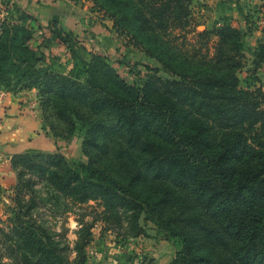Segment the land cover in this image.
Segmentation results:
<instances>
[{"label": "trees", "instance_id": "16d2710c", "mask_svg": "<svg viewBox=\"0 0 264 264\" xmlns=\"http://www.w3.org/2000/svg\"><path fill=\"white\" fill-rule=\"evenodd\" d=\"M87 1L170 77L146 65L151 73L131 83L105 54L82 55L74 32L54 22L62 55L34 45L33 27L0 18V88L37 89L47 125L79 134L88 157L12 156L17 223L0 227V262L87 264L92 228L104 220L133 237L153 223L180 242L169 264H264V30L248 47L250 17L247 29L225 14L197 31L195 0ZM33 177L77 204L100 205L74 247L33 219ZM139 264L160 263L145 255Z\"/></svg>", "mask_w": 264, "mask_h": 264}, {"label": "rangeland", "instance_id": "374dc122", "mask_svg": "<svg viewBox=\"0 0 264 264\" xmlns=\"http://www.w3.org/2000/svg\"><path fill=\"white\" fill-rule=\"evenodd\" d=\"M195 1L193 11L196 20L192 21L190 26L194 25L193 27L197 31L203 30L207 24L211 26L215 19H210V17H213L215 9L220 8L218 13L233 17L235 25L243 29H247L246 16L253 20L252 27H257V29L252 35L245 37L246 46L254 47L253 44H257L256 40L263 35L264 0ZM211 5L212 9H209ZM0 18L26 23L29 27H33L35 29V37L32 41L34 45L42 44L43 46L46 44L48 46L50 44L48 47L52 50L53 55H62L65 46L53 37L50 30V25L54 22V25L62 31L74 32L79 40L82 55L85 56V50L105 54L131 83H140L146 75L151 73L146 65L159 68L160 76L170 77L155 57L147 55L143 50L135 47L129 41V37L114 28L113 21L91 1L0 0ZM189 38L191 42L196 40L193 34H189ZM47 52L50 51L47 50ZM247 53L249 54V52ZM260 72L259 78L264 84V69ZM247 75L246 68L240 72L243 79ZM0 90L14 91V89L3 87ZM42 120V133L49 130L47 133L55 140V149L53 151L34 150L61 152L70 161L86 162L88 160L82 148L83 139L79 134L70 136L67 132L59 130L58 135H55V131L47 125L44 115H42ZM58 126L60 129L64 128L62 124H58ZM3 162V167L0 169L3 171V180L0 178V227H8L17 223L14 210H17L18 207L13 197L17 190L18 169H15L11 162L10 166L6 165L5 160ZM32 179V194L36 203L33 219L45 227L48 232L56 234L57 239L74 247L82 224L98 218L101 211L100 205L94 201L77 204L71 198L52 188L47 182L36 177ZM26 198L29 199L30 195H27ZM145 227L146 235L133 237L114 223L104 220L95 221L92 228L93 240L85 249L89 256L87 264H139L145 255L153 256L160 264H169L180 249V242L176 239L163 238L153 223L149 222ZM7 262L8 259H4L0 264H7Z\"/></svg>", "mask_w": 264, "mask_h": 264}, {"label": "crops", "instance_id": "0c3cea01", "mask_svg": "<svg viewBox=\"0 0 264 264\" xmlns=\"http://www.w3.org/2000/svg\"><path fill=\"white\" fill-rule=\"evenodd\" d=\"M209 9H212V5ZM219 9L214 10L210 19L224 15L218 13ZM38 98L37 89L5 91L0 108V169L3 167V160L10 166L12 156L17 153L32 149H55V140L47 133L49 130L46 128L42 133L43 112ZM0 178L3 180V171H0Z\"/></svg>", "mask_w": 264, "mask_h": 264}, {"label": "built area", "instance_id": "2783aa9c", "mask_svg": "<svg viewBox=\"0 0 264 264\" xmlns=\"http://www.w3.org/2000/svg\"><path fill=\"white\" fill-rule=\"evenodd\" d=\"M4 96H5V91L4 90H0V108L3 105Z\"/></svg>", "mask_w": 264, "mask_h": 264}]
</instances>
